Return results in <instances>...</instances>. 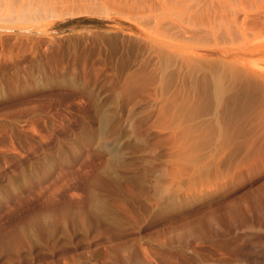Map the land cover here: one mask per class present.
I'll list each match as a JSON object with an SVG mask.
<instances>
[{"label": "rangeland", "instance_id": "rangeland-1", "mask_svg": "<svg viewBox=\"0 0 264 264\" xmlns=\"http://www.w3.org/2000/svg\"><path fill=\"white\" fill-rule=\"evenodd\" d=\"M0 264H264V0H0Z\"/></svg>", "mask_w": 264, "mask_h": 264}, {"label": "bare ground", "instance_id": "bare-ground-1", "mask_svg": "<svg viewBox=\"0 0 264 264\" xmlns=\"http://www.w3.org/2000/svg\"><path fill=\"white\" fill-rule=\"evenodd\" d=\"M235 2H236V1H235ZM235 2H234V3H235ZM25 4H26V3H25ZM92 4H93V3H92ZM227 5H228V4H227ZM93 6H94V5H93ZM26 7H28V6H26ZM28 8H29V7H28ZM41 8H42V7H41ZM82 10H83V9H82ZM87 12H88V11H87ZM87 12H86V13H87ZM70 13H71V12H70ZM92 13H93V12H92ZM94 13H95V12H94ZM75 14H76V13H75ZM95 14H96V13H95ZM70 15H71V14H70ZM79 15H80V13H79ZM23 16H24V15H23ZM227 16H228V15H227ZM232 17H233V16H232ZM232 17H231V18H232ZM23 18H24V17H23ZM233 19H234V18H233ZM251 26H252V25H251ZM257 26H258V25H257ZM257 28H258V27H257ZM262 28H263V27H262ZM259 29H260V28H259ZM253 34H254V33H253ZM113 155H114V154H113Z\"/></svg>", "mask_w": 264, "mask_h": 264}]
</instances>
